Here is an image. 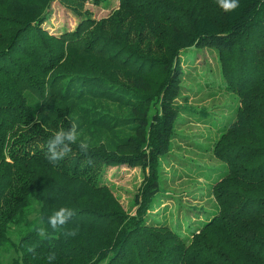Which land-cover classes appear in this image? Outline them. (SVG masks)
<instances>
[{
  "label": "trees",
  "instance_id": "16d2710c",
  "mask_svg": "<svg viewBox=\"0 0 264 264\" xmlns=\"http://www.w3.org/2000/svg\"><path fill=\"white\" fill-rule=\"evenodd\" d=\"M109 1L0 0V264H264V0L229 12L217 0H120L99 24L83 10ZM54 2L79 18L74 31L43 28ZM204 49L238 105L208 147L223 164L216 210L188 232L149 219L182 111L181 55ZM73 123L77 142L54 166L47 140ZM122 166L146 173L135 216L105 183ZM61 207L75 214L53 230Z\"/></svg>",
  "mask_w": 264,
  "mask_h": 264
},
{
  "label": "rangeland",
  "instance_id": "374dc122",
  "mask_svg": "<svg viewBox=\"0 0 264 264\" xmlns=\"http://www.w3.org/2000/svg\"><path fill=\"white\" fill-rule=\"evenodd\" d=\"M119 9L120 0H110L97 6L89 2L83 10L99 24L101 21H115ZM48 16L43 28L57 36L74 31L79 24V18L59 2L53 3ZM193 52L185 50L181 55L185 75L177 103L182 111L172 152L162 161V190L156 196L149 219L150 222L157 219L171 225L177 220V224L181 223L188 232L199 227L207 213L216 210L212 185L218 179V171H223V164L208 147L218 138L216 128H222L228 121L225 118H233V109L238 105L236 95L221 87L223 82L217 54L208 49L196 51V56ZM203 114L207 117L204 118ZM145 176L139 167L107 169L105 183L111 187L120 206L133 216L137 212L133 201L140 194ZM12 258L11 252L8 256L10 262Z\"/></svg>",
  "mask_w": 264,
  "mask_h": 264
},
{
  "label": "clouds",
  "instance_id": "9594fccd",
  "mask_svg": "<svg viewBox=\"0 0 264 264\" xmlns=\"http://www.w3.org/2000/svg\"><path fill=\"white\" fill-rule=\"evenodd\" d=\"M217 3L225 12L233 11L238 7V0H217ZM77 138L78 132L75 123H73L68 130L60 129L55 132V134L47 140L46 159L49 163L55 166L57 162L62 160L70 152V145L77 142ZM79 147L81 151L87 152L89 146L85 142H80ZM74 214L73 209L69 207H61L47 218V223L51 229L58 230L62 228ZM41 223H43V221H41ZM77 232L78 229H72L66 231L64 235L66 237H74L77 235ZM38 235L41 238H47L46 231L42 227L38 229ZM54 259L55 253L49 254V262Z\"/></svg>",
  "mask_w": 264,
  "mask_h": 264
}]
</instances>
